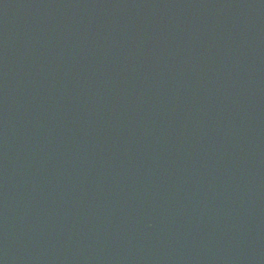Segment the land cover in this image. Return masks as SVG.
I'll use <instances>...</instances> for the list:
<instances>
[{
    "label": "water",
    "instance_id": "95a60500",
    "mask_svg": "<svg viewBox=\"0 0 264 264\" xmlns=\"http://www.w3.org/2000/svg\"><path fill=\"white\" fill-rule=\"evenodd\" d=\"M0 264H264V0H0Z\"/></svg>",
    "mask_w": 264,
    "mask_h": 264
}]
</instances>
